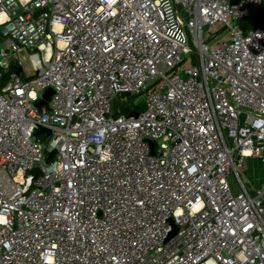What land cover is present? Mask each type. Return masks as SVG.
<instances>
[{
	"label": "built area",
	"instance_id": "2783aa9c",
	"mask_svg": "<svg viewBox=\"0 0 264 264\" xmlns=\"http://www.w3.org/2000/svg\"><path fill=\"white\" fill-rule=\"evenodd\" d=\"M261 3L0 0V264H264Z\"/></svg>",
	"mask_w": 264,
	"mask_h": 264
},
{
	"label": "rangeland",
	"instance_id": "374dc122",
	"mask_svg": "<svg viewBox=\"0 0 264 264\" xmlns=\"http://www.w3.org/2000/svg\"><path fill=\"white\" fill-rule=\"evenodd\" d=\"M225 34L226 31H224L222 27H218V25L203 27V41L209 46L214 45V43L220 40ZM21 59L23 62V68L27 70L28 61L23 58ZM193 61L194 56L193 54H190L187 56L181 67ZM124 97L125 96H121V99ZM245 164L246 168L244 169L243 174L250 183V187L252 190L260 189L264 184V160L259 157H248L245 158Z\"/></svg>",
	"mask_w": 264,
	"mask_h": 264
},
{
	"label": "trees",
	"instance_id": "16d2710c",
	"mask_svg": "<svg viewBox=\"0 0 264 264\" xmlns=\"http://www.w3.org/2000/svg\"><path fill=\"white\" fill-rule=\"evenodd\" d=\"M240 26L244 29H257V28H263L264 27V0H262L261 3V9L260 13L255 17H244L239 21ZM16 67H10L9 72L5 73L4 77L7 79L9 77V73L11 71H15ZM132 97L128 96V100H130ZM143 109L142 103H138L134 105L133 107H123L121 109V113H129L131 110L134 112H140Z\"/></svg>",
	"mask_w": 264,
	"mask_h": 264
},
{
	"label": "water",
	"instance_id": "95a60500",
	"mask_svg": "<svg viewBox=\"0 0 264 264\" xmlns=\"http://www.w3.org/2000/svg\"><path fill=\"white\" fill-rule=\"evenodd\" d=\"M235 2V1H233ZM17 73L20 72V68H18V70L16 71ZM52 94V89L51 88H47L44 92H43V95H42V99L39 100L37 103H36V106L37 107H41L42 105H46L47 104V100L49 99L50 95ZM115 100H118V97L115 96L114 98H112L109 102L110 104V108L111 110L113 111L114 109V101ZM132 114V113H131ZM134 115H136L134 113ZM39 132H46V133H50V130L45 128V127H39L37 130H36V134L39 133ZM150 143V147H151V153H154V144L155 142L153 140H150L149 141ZM54 153V150H51V151H48L47 152V157L45 159V162H48L51 155ZM38 173V168H36L34 170V175H36ZM177 231V229L175 228L171 233H170V236L173 235L175 232Z\"/></svg>",
	"mask_w": 264,
	"mask_h": 264
}]
</instances>
